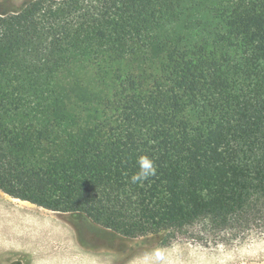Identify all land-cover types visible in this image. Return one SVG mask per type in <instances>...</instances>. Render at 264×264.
Wrapping results in <instances>:
<instances>
[{
  "label": "trees",
  "instance_id": "16d2710c",
  "mask_svg": "<svg viewBox=\"0 0 264 264\" xmlns=\"http://www.w3.org/2000/svg\"><path fill=\"white\" fill-rule=\"evenodd\" d=\"M92 72L97 91L64 84ZM145 155L155 175L133 183ZM0 190L165 244L259 219L264 0H36L0 17Z\"/></svg>",
  "mask_w": 264,
  "mask_h": 264
},
{
  "label": "rangeland",
  "instance_id": "374dc122",
  "mask_svg": "<svg viewBox=\"0 0 264 264\" xmlns=\"http://www.w3.org/2000/svg\"><path fill=\"white\" fill-rule=\"evenodd\" d=\"M34 1L0 0V17L16 15ZM94 72L68 76L64 84L97 91ZM164 239L165 233L127 238L84 215L44 210L0 190V264H264V213L224 228L198 221L171 233L166 244Z\"/></svg>",
  "mask_w": 264,
  "mask_h": 264
},
{
  "label": "clouds",
  "instance_id": "9594fccd",
  "mask_svg": "<svg viewBox=\"0 0 264 264\" xmlns=\"http://www.w3.org/2000/svg\"><path fill=\"white\" fill-rule=\"evenodd\" d=\"M139 171L131 177L133 183L142 181L151 175H155L154 161L148 156H140L137 160Z\"/></svg>",
  "mask_w": 264,
  "mask_h": 264
},
{
  "label": "crops",
  "instance_id": "0c3cea01",
  "mask_svg": "<svg viewBox=\"0 0 264 264\" xmlns=\"http://www.w3.org/2000/svg\"><path fill=\"white\" fill-rule=\"evenodd\" d=\"M12 198V197H11ZM17 200H19V199H17ZM19 201H22V200H19ZM23 203H29V204H31V205H34V204H32V203H30V202H26V201H22ZM34 206H37V205H34ZM37 207H39V206H37ZM41 208V207H40ZM42 209H44V208H42ZM44 210H46V209H44ZM49 211V210H48ZM66 261H69V259H67Z\"/></svg>",
  "mask_w": 264,
  "mask_h": 264
}]
</instances>
